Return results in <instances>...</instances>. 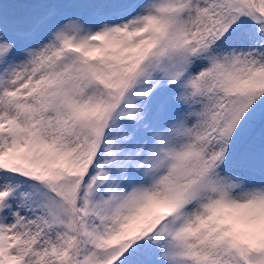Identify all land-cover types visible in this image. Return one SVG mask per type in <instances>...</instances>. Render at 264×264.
I'll return each mask as SVG.
<instances>
[{
	"label": "snow or ice",
	"instance_id": "obj_1",
	"mask_svg": "<svg viewBox=\"0 0 264 264\" xmlns=\"http://www.w3.org/2000/svg\"><path fill=\"white\" fill-rule=\"evenodd\" d=\"M0 264H264V0H0Z\"/></svg>",
	"mask_w": 264,
	"mask_h": 264
},
{
	"label": "clouds",
	"instance_id": "obj_2",
	"mask_svg": "<svg viewBox=\"0 0 264 264\" xmlns=\"http://www.w3.org/2000/svg\"><path fill=\"white\" fill-rule=\"evenodd\" d=\"M225 223L232 229L234 233L242 234L248 231V227L241 224L238 220L234 218H227Z\"/></svg>",
	"mask_w": 264,
	"mask_h": 264
}]
</instances>
